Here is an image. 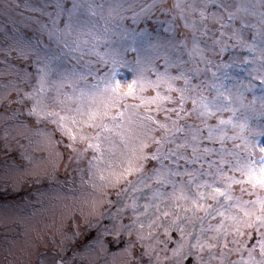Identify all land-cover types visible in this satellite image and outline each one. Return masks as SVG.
Here are the masks:
<instances>
[{"label":"snow or ice","instance_id":"1","mask_svg":"<svg viewBox=\"0 0 264 264\" xmlns=\"http://www.w3.org/2000/svg\"><path fill=\"white\" fill-rule=\"evenodd\" d=\"M0 133V264H264V0H0Z\"/></svg>","mask_w":264,"mask_h":264},{"label":"rangeland","instance_id":"2","mask_svg":"<svg viewBox=\"0 0 264 264\" xmlns=\"http://www.w3.org/2000/svg\"><path fill=\"white\" fill-rule=\"evenodd\" d=\"M0 135H2V133H0ZM21 143L25 145V149L32 155L33 164L39 162L40 157L43 154L38 151L33 152L32 149L28 146L26 141L22 140ZM20 151L21 150L19 148V145L15 141H13L11 142L10 150L8 151V154L5 155L4 144L2 141H0V165H2L5 160H8L9 163L15 162L17 165H20L24 169H29L30 167H32V165H30L27 160L21 158ZM59 175L61 180H63L64 179L63 173H60ZM0 181H2L3 184L1 189L2 190L1 195H6L5 193L8 191H10L13 194L11 198L0 196V213L2 215L4 212L3 206L5 204L11 206L21 201V199H23L24 201L34 200L39 196V193L41 191L50 190V186H51V182L47 180V178L42 177L37 181L36 178L34 177H28L27 181L20 187L18 191H14L12 188H8L6 191L3 179H0ZM50 219L51 218L47 216H37L35 220L32 221V225L35 230L29 232L25 238L28 240H32L37 233H42V234L47 233L49 229L46 227V225L50 223ZM2 226H4V224H2ZM9 227L13 229L12 231H9V234L11 236L18 235L17 225L11 224V222H9ZM38 243L40 245L39 251L51 250L50 240L47 235H44L43 239L38 241Z\"/></svg>","mask_w":264,"mask_h":264},{"label":"flooded vegetation","instance_id":"3","mask_svg":"<svg viewBox=\"0 0 264 264\" xmlns=\"http://www.w3.org/2000/svg\"><path fill=\"white\" fill-rule=\"evenodd\" d=\"M2 181H0V196H3V197H6V198H11L12 197V193L10 191L6 192L5 194L6 195H1L2 194ZM1 216H3L1 213H0ZM0 216V237H2L3 235H5V226H2L3 222H2V217ZM7 235L11 236L9 234V231L7 232Z\"/></svg>","mask_w":264,"mask_h":264}]
</instances>
